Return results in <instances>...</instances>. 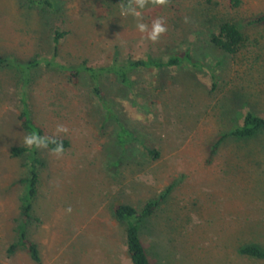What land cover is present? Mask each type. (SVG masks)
I'll use <instances>...</instances> for the list:
<instances>
[{"label":"rangeland","instance_id":"obj_1","mask_svg":"<svg viewBox=\"0 0 264 264\" xmlns=\"http://www.w3.org/2000/svg\"><path fill=\"white\" fill-rule=\"evenodd\" d=\"M239 1L53 0L52 10L0 0L6 58H51L59 31L68 33L58 59L64 65L105 67L116 57L184 61L137 71L131 87L103 77L113 120L87 76L75 84L43 66L27 87L16 71L0 70V264H37L26 250L8 253L19 239L32 160L11 155L32 136L19 123L25 90L35 123L72 144L65 151L39 147V197L28 231L40 264H132L127 225L114 209L141 210L151 200L160 207L141 224V237L154 264H264L239 253L251 244L264 249V133L229 137L247 113L264 117V26L247 25L264 14V0ZM158 19L167 31L153 42L148 36ZM225 22L247 37L237 55L212 43Z\"/></svg>","mask_w":264,"mask_h":264},{"label":"trees","instance_id":"obj_2","mask_svg":"<svg viewBox=\"0 0 264 264\" xmlns=\"http://www.w3.org/2000/svg\"><path fill=\"white\" fill-rule=\"evenodd\" d=\"M32 7H46L54 10L53 0H25ZM235 7L240 5L239 0H232ZM248 27L264 26V14L251 19L247 22ZM66 32H56L54 39V53L51 58L40 60H31L24 62L14 58H6L0 55V70H14L23 78V85L27 86L33 82V73L40 70L43 66L65 74L68 79L77 84L81 77L87 76L93 82V92L96 98L102 103V107L108 113V119H116L114 110L105 98L101 86V81L105 76H114L124 86L131 87V75L141 70H163L180 67L183 60L179 57L171 58H153L148 56L143 59H127L122 60L116 57L109 66L92 67L87 62L81 65H64L61 64L59 53L62 41L67 37ZM212 43L220 50L231 54H239L247 44V37L239 29L236 24L225 22L219 27L218 33L212 37ZM186 60L191 61L188 56ZM28 92L25 90L21 95V105L23 107L19 116L21 128L26 133L34 136L39 146H22L13 147L11 155L15 158L31 154L32 160L28 167V177L24 181L25 190L21 197V216L22 221L18 228V242L11 245L8 249L10 255H15L21 250H26L32 261L40 264L42 262L41 251L37 242L30 238L28 225L35 219V205L39 197L40 185V167L43 161L39 154V147L45 146L52 151H65L71 148L69 139H59L47 136L43 129L39 127L33 117L30 107V99ZM264 133V117L256 115L252 112L246 114L243 124L233 130L229 137L239 140H249ZM121 134H129L127 129L121 125ZM224 137L220 138L214 145L212 153H214L220 144L224 141ZM151 157L155 161L161 158V154L157 149L149 151ZM165 198V197H164ZM160 207V202L151 200L141 210L130 205H118L114 209L115 218L127 225V248L132 264H154L149 257L148 251L141 237V224L156 215ZM239 253L248 258L264 261V249L259 245L251 244L242 247Z\"/></svg>","mask_w":264,"mask_h":264},{"label":"clouds","instance_id":"obj_3","mask_svg":"<svg viewBox=\"0 0 264 264\" xmlns=\"http://www.w3.org/2000/svg\"><path fill=\"white\" fill-rule=\"evenodd\" d=\"M152 3L164 4V3H166V0H152ZM141 7H143V3H141ZM137 27L141 32L144 31V27H145L144 25H138ZM166 31H167V28L164 26V22L162 20L158 19L157 21L154 22V24L152 26V31L149 34L148 39L155 42L160 38L161 34L165 33ZM61 131H67V129H61ZM24 142L28 146H32V145L39 146V143L34 136L26 137ZM69 211H70V209H69Z\"/></svg>","mask_w":264,"mask_h":264}]
</instances>
